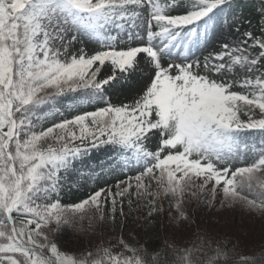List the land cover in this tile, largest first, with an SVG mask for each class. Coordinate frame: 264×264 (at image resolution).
I'll return each instance as SVG.
<instances>
[{
    "label": "snow or ice",
    "instance_id": "snow-or-ice-1",
    "mask_svg": "<svg viewBox=\"0 0 264 264\" xmlns=\"http://www.w3.org/2000/svg\"><path fill=\"white\" fill-rule=\"evenodd\" d=\"M238 9L235 0H0V264H228L231 250L199 229L183 245L175 235L157 237L152 251L134 234L132 242L120 236V253L103 245L68 253L50 234L85 219L89 229L114 224L125 198L129 214L146 209V230L166 210L165 198L176 212L170 220L191 225L183 201L195 180L211 185L213 199L219 189L222 206L264 214V24L259 35L245 31L209 53L203 68L213 75L198 71L199 60L188 62L193 49L242 18ZM260 15L264 21V5ZM142 28L145 46L114 47L125 37L144 40ZM233 30L239 34L238 23ZM85 40L100 49L89 54ZM174 50L185 58L165 66ZM141 53L148 84L131 103H112L105 86L127 80ZM106 64L109 74L98 79ZM91 104L103 106L84 110ZM64 111L71 118L45 126ZM102 147L106 158L92 161ZM249 156L251 163L233 167ZM124 171L136 174L117 180L115 191L97 188L79 203H61L82 181Z\"/></svg>",
    "mask_w": 264,
    "mask_h": 264
},
{
    "label": "trees",
    "instance_id": "trees-1",
    "mask_svg": "<svg viewBox=\"0 0 264 264\" xmlns=\"http://www.w3.org/2000/svg\"><path fill=\"white\" fill-rule=\"evenodd\" d=\"M236 5L239 6V11H242L243 19L246 24H250V28L254 34H260L261 25L264 24V21L261 20L260 8L261 5H264V0H235ZM174 12V11H173ZM174 14V13H173ZM251 17V19H248ZM255 51H258L256 49ZM98 79H103V75L99 74ZM81 92L70 93L68 96H79ZM89 110H96L98 107L103 105L91 104L87 105ZM255 118H259V116H254ZM249 137L255 140V136L251 133ZM251 163V162H250ZM134 183V182H133ZM218 193L222 195L221 191L218 189ZM247 192V190H245ZM61 203L65 206H71L75 203L64 201L61 199ZM165 211L155 217L156 223L152 225L150 228L145 229L144 225H146L145 213L146 209L141 207L139 210L132 211L130 213L129 205L127 203V198H125V202L123 205L124 216L121 217L119 215V209L117 210V216L115 223L112 222H99L94 225L96 232H90L88 228V221L85 219L83 221L82 227L84 230H81V225L76 224L74 227L65 226L61 231L50 234L52 240L56 241L61 250L68 253H80L85 250L87 251H95L97 246L103 245L99 244L95 237L97 236L98 231H104L111 236H116L119 238L120 236H124L125 232L128 229L127 221L128 218H131V222H133V234L141 244H144L145 247L149 251L157 249L161 243V239L167 236L175 235L177 242L181 245L184 244V241L187 240L189 242L195 241L197 239L195 233L197 229L200 230L202 235L211 236L215 239H218L230 249V259L228 264H244L245 260L249 259H257L259 257H264V214L254 213L248 211L241 207L240 205H236L233 207H229V209L220 212L223 216L221 219L224 220V225L221 227L218 226L214 235L212 232H206L204 234L202 232L201 225H205L207 227H214L215 224H210V218L213 211L217 208H208V203L197 201H190L187 205L183 206L187 211V214L190 218L191 211L193 212V222L189 225L186 222L181 221L180 225L177 226L174 221L170 220L168 214L175 212L172 210L169 212L168 209V201L167 198L164 200ZM133 207H135V202ZM125 209V210H124ZM210 209V210H209ZM110 211V205L105 209L106 214ZM242 211L246 214V216L239 214ZM127 216V218H125ZM137 217H139V221H137ZM137 224L141 226H137ZM157 235V236H156ZM191 236L193 238L191 239ZM160 237L161 239H157ZM104 246V245H103ZM215 246V244L213 245ZM105 247V246H104ZM114 253H120L123 251L122 247L112 248Z\"/></svg>",
    "mask_w": 264,
    "mask_h": 264
},
{
    "label": "rangeland",
    "instance_id": "rangeland-1",
    "mask_svg": "<svg viewBox=\"0 0 264 264\" xmlns=\"http://www.w3.org/2000/svg\"><path fill=\"white\" fill-rule=\"evenodd\" d=\"M174 13L176 14L175 11ZM248 19H251V17H249ZM237 23L239 24V34L233 30L234 25ZM140 31H141V34L145 36L144 40L134 38L129 41L125 37L123 40H117L114 44V47L117 50H127L129 46H132V47L145 46L146 34L144 33L143 28ZM245 31H250L253 33V31L250 28V24L249 23L246 24V22H244L243 17L239 21H231L229 25L222 26L221 28L218 29L216 37H210L208 41L202 42L199 49H193L192 53L188 54V62L199 60L201 62V67L200 69H198V71L201 74L213 75L212 73L206 72V70L203 68L204 58L207 57L209 53L219 51L220 50L219 45L221 42L231 44L232 40L237 38L238 36L239 38L242 39L243 38L242 34ZM155 43L158 44L159 39H157ZM79 47H81L80 43L75 44L73 48L70 49V52ZM83 47L89 54H93L95 51L99 50L101 46L94 41L85 40L83 42ZM184 58H185V54L182 50L181 51L174 50L173 54L170 57L162 59V63L165 64V66H167V64L169 63H180ZM137 60L139 61V64L137 65V69L128 75L127 80L121 81L120 85L115 88H112L110 85L105 86L107 90V94L109 98L111 99L112 103L117 104V105L121 103H131L134 98L142 94L144 88L148 84L150 77H151V73L145 71L149 67L145 60V54L143 53L139 54L137 57ZM99 74H102L103 78H105L109 74V68L107 64L101 69ZM249 75H255V74H249ZM238 76L239 74H237V78ZM233 90L237 92H241V93L250 91L249 89H242L239 87H235L233 88ZM61 107L63 106L61 105ZM84 110L90 111L87 105L85 106ZM251 114L253 116L260 115L258 109H253L251 111ZM71 116H72L71 112L64 111L63 116L49 117L48 120L46 121L45 126H51V123L53 121L59 122L63 118L65 117L71 118ZM240 118L242 120L248 119V116L244 114V108L241 109ZM74 130L79 135V128L77 127ZM76 143H79V141H76ZM152 146L155 147V142H153ZM108 151H109L108 147H102L99 150L93 149L90 159L98 163L99 159L106 158L105 154ZM251 159L252 158L249 156L243 162L238 161L236 164L233 165V167L245 166L251 161ZM135 174H136L135 172L124 171V172H119L117 175L106 176L103 180H97L95 182L85 183L82 181L81 187H79V189H73L71 193L63 195L61 199L64 201L72 202V203H79L81 200L86 199L88 195L94 192L97 188H111L112 191H115L116 189L113 187V185L117 182V180H126L128 176L135 175ZM69 180L70 181L72 180L71 176L69 177ZM200 184H201L200 180H195L193 186L190 189L186 190L185 195H184L183 206L187 205L190 201H197L198 203L200 202L208 203V208L210 209L217 208L213 211V213L211 214L212 216L209 219L211 221L209 225L215 224V226L213 228L212 227L210 228L203 224L201 225L202 232L204 234L208 232L209 234V232H212V233L216 232L218 226L221 227L222 225H224L223 224L224 220L221 219L223 216L221 215L222 213L220 212H223L229 209V207L227 204H224L223 206L221 205L223 196L218 193L219 192L218 189L216 191L215 198L213 199V197L211 196L208 190L209 188H211V185H209L208 188L201 189ZM152 188L153 190H156V185L154 183L152 185ZM117 199L119 201V198ZM189 214H190L189 219L193 222V212L191 211V213ZM239 214L246 216V214L243 213L242 211H240ZM168 215L169 217L176 216V214L175 213L173 214V212H171ZM125 218H127V216ZM86 223H84L83 225H85ZM127 226H128V229L125 232L123 239L129 242H132L131 234H133L134 227H133V222H131V218H128ZM80 228L81 230H84L83 227H80ZM90 232L91 233L96 232L94 226L90 229ZM214 234L215 233L209 234V235H214ZM192 238L193 236H191V239ZM95 240L99 244L100 243L103 244L105 247H111L114 249L119 248V245L117 243L118 238L114 235L111 236V234L107 232L98 231L97 236L95 237Z\"/></svg>",
    "mask_w": 264,
    "mask_h": 264
}]
</instances>
